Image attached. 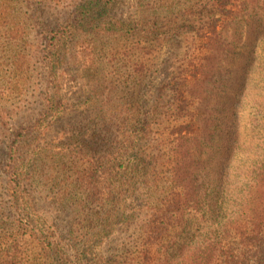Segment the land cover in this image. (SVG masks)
<instances>
[{"label":"trees","instance_id":"1","mask_svg":"<svg viewBox=\"0 0 264 264\" xmlns=\"http://www.w3.org/2000/svg\"><path fill=\"white\" fill-rule=\"evenodd\" d=\"M33 1L0 0V20L9 23L23 5L29 7ZM103 2L84 0L80 4L77 16L67 25V34L54 33L55 50L47 64L60 65V69L73 28H80V19H92L86 25L98 21ZM220 3L222 13L227 2ZM35 4L40 11L38 6L42 8L44 0ZM252 5V11L264 8V0H253ZM231 11L235 12L233 18L245 15L238 6ZM205 28V33L216 31L213 21ZM224 30L221 26L217 33ZM148 31L153 33L151 28ZM177 31L173 28L172 34ZM191 44L197 50L189 62L191 73L171 86L176 103L168 109L176 116L165 122L157 104L146 106L143 102L127 108L136 115L123 122L120 139L107 140L104 149L98 136L88 135L85 142L77 138L74 154L83 165L74 183L80 193L73 196L63 190L52 200L53 211L45 210L28 187L34 178V163L44 152L37 146L29 155L22 153L29 131L20 128L14 134L7 148L10 210L6 214L0 202V264H264V123L262 132L248 140L241 137L239 111L221 118L218 127L224 124L227 130L222 131L230 136L223 144L221 159L212 165L216 120L200 102L183 104L186 85L200 74L209 79L213 72H222L228 47L235 43L205 38ZM143 68L141 64V76L146 74ZM163 131L169 136V154L159 161L150 142L154 134L161 136ZM239 154H246L242 165L246 170L236 174L242 176L240 185H233ZM160 165H167L166 175ZM216 166L219 170L213 176ZM163 180L166 184H161ZM159 184L164 187L153 202L151 195ZM253 203L259 217L249 222L246 210L250 211ZM67 208L73 217L64 226L57 220V212Z\"/></svg>","mask_w":264,"mask_h":264},{"label":"rangeland","instance_id":"2","mask_svg":"<svg viewBox=\"0 0 264 264\" xmlns=\"http://www.w3.org/2000/svg\"><path fill=\"white\" fill-rule=\"evenodd\" d=\"M83 1L44 0L42 8L37 5L40 10L37 11L35 0L29 7L23 5L16 18H9V23L0 20V202L3 214L10 210L5 176L9 162L7 148L20 128L29 131L22 153L29 155L37 146L44 152L34 163V178L28 187L45 210L53 211L52 200L63 190L73 196L80 193L74 183L83 165L79 161L82 159L74 154L77 149L73 144L77 138L85 142L88 135L98 136L97 142L104 149L107 140L115 136L120 139L123 122L136 115V111L128 112L127 108L131 110L143 102L146 106L157 104L165 122L176 116L168 109L176 103L171 86L191 73L189 62L197 52L192 42L198 44L206 38L235 43L228 47L227 66L222 72H213L209 79L200 74L195 81L190 78V84L186 85L188 92L183 104L200 102L202 108L211 112L214 122L216 120V136L210 152L212 165L221 159L223 144L230 136L229 132L222 131L226 128L224 124L219 129L221 118L239 111L242 138L250 140L251 136L255 138L262 132L264 8L252 11L253 0H112L110 3L103 0L104 9L98 21L86 25L92 19H80V28H73L72 37L64 46L66 60L60 69V65L55 68L47 64L55 50L53 35L56 32L58 36L67 34V25L73 22ZM220 1L227 2L222 13ZM235 6L244 10L245 15L235 14L237 18H233L235 12L231 10ZM102 21L107 22V26ZM212 21L216 31L205 33V27ZM221 26L225 30L218 34ZM150 28L153 33L148 31ZM173 28L178 31L172 34ZM141 64L142 68L145 65L146 72L142 76L138 74ZM177 118L180 117L177 115ZM159 136V132L154 134L150 146L154 147V157L162 161L169 154V136L166 138L164 131ZM245 156L237 155L238 162H234L237 169L233 171V185L243 181L237 173L246 170L242 167ZM161 166L166 175L167 165ZM215 168L213 176H217L219 170ZM164 183L163 180L161 184ZM162 187L164 185L159 184L151 195L153 202ZM254 207L253 203L250 211L246 210L249 222L258 221ZM57 214V220L64 226L66 220L73 217L68 208L59 209Z\"/></svg>","mask_w":264,"mask_h":264}]
</instances>
